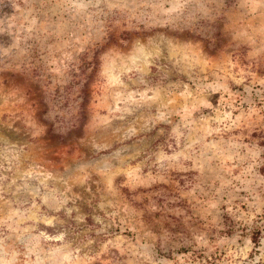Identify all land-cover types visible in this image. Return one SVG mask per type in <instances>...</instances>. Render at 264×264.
<instances>
[{
	"label": "rangeland",
	"instance_id": "rangeland-1",
	"mask_svg": "<svg viewBox=\"0 0 264 264\" xmlns=\"http://www.w3.org/2000/svg\"><path fill=\"white\" fill-rule=\"evenodd\" d=\"M0 264H264V0H0Z\"/></svg>",
	"mask_w": 264,
	"mask_h": 264
}]
</instances>
